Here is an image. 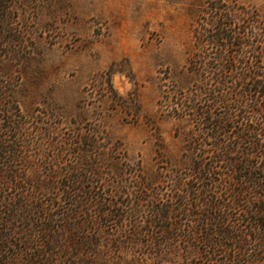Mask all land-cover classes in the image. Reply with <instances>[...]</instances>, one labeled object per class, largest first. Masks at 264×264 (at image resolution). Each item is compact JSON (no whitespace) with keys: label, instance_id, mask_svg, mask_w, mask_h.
<instances>
[{"label":"rangeland","instance_id":"obj_1","mask_svg":"<svg viewBox=\"0 0 264 264\" xmlns=\"http://www.w3.org/2000/svg\"><path fill=\"white\" fill-rule=\"evenodd\" d=\"M5 2L6 17L0 14V137L17 148L15 158L0 156V264H29L27 259L38 250L48 251L46 237L34 232L47 227L57 230L49 236L65 237L60 231L66 225L64 215L83 223L84 235L100 237L99 229L110 223L94 196L106 203L116 200L117 193L124 207L138 213L128 215L121 229H108L109 237L101 235L103 247L95 255L77 257L75 250L60 253L57 248V259L50 264H117L118 256L133 264H194L190 247L182 243L165 248L172 254L164 259L144 245L151 241V231H160L151 226V198L164 201L170 195L169 168L181 165L184 137L196 122L175 103L195 99L201 85L214 87L216 62L210 58H217L216 46L204 43L208 51L198 63L205 70L196 74L188 68L199 49L196 33L208 17L207 7L223 6L231 13L254 9L264 18V0ZM243 27L236 43L243 44L238 60L246 66L252 36L249 25ZM224 90L230 91V99L243 94L237 82ZM228 106L235 103L228 101ZM246 106L249 110L250 101ZM16 123L21 136L14 141L7 126ZM87 146L99 154L94 181L76 163L78 156L66 155L68 148L80 153ZM66 175L87 180L63 188ZM63 191L75 192L79 203L65 201ZM19 205L33 211L18 213ZM16 214L22 218L7 223ZM119 238L125 243L117 248L114 240ZM199 260L206 263L204 257Z\"/></svg>","mask_w":264,"mask_h":264},{"label":"trees","instance_id":"obj_2","mask_svg":"<svg viewBox=\"0 0 264 264\" xmlns=\"http://www.w3.org/2000/svg\"><path fill=\"white\" fill-rule=\"evenodd\" d=\"M4 4L5 0H0V14L5 18L6 15L2 13L7 7ZM220 7H207L208 17H203L200 32L196 33L199 49L188 63L189 71L193 73L198 74L205 70V65L198 63L201 54L205 57L208 51L204 46L206 44L216 46L217 58H210L216 62L213 68V74L216 75L215 84L210 89L206 84L201 85L195 99H189V102L178 99L175 103L184 115H189L190 119L196 122L193 129L184 137L181 165L169 168L167 180L170 195L164 201L156 197L151 198V208L148 210L153 219L151 226L157 227L160 231H151V241L144 245L151 248V255L164 259L172 254L165 248L174 249L182 243L183 246L190 247L188 248L190 253L195 256L194 264H264V166L260 167L261 164L264 165V66H259L264 60V38L262 39L264 18L254 9L248 11L241 9L240 14L237 11L231 13L229 8ZM245 24L249 25L252 36L249 47L251 57L247 65L242 66V61L238 58L243 44L242 42L237 44L236 41L240 39L241 29H246L243 27ZM203 59L205 58L201 57V60ZM236 82L241 83L243 94H238L236 99L227 98L226 94L230 91H225L224 87ZM245 83L247 85L244 88ZM231 88H233L231 92L237 93L236 87ZM228 101H233L235 106L232 108L228 106L226 109ZM245 101H250L249 110H246ZM11 126H7L9 129L7 132L11 134L10 138L13 136L16 141L21 136V126L17 123ZM4 142L0 137L1 159H12L17 146L13 142L6 146ZM87 147L80 153L75 152L74 148H68L66 155L78 156L76 163L82 165L89 174H93L92 178H88L94 181L99 170L96 166L99 154L92 153L91 146ZM59 160L62 161L59 158L56 162ZM258 163L260 165H257ZM49 177L57 179L56 175ZM81 180L87 179L77 175H66L63 188L81 184ZM74 193L69 195L63 191L62 194L65 201L78 204V199L74 200ZM120 193L132 195L128 191ZM121 196L117 193L116 200L104 202L105 204L102 199L100 201L94 196L100 213L106 218L104 220L114 225L109 224L108 228L99 229L102 231L100 234L105 237L110 236L111 232L108 229L116 227L121 229L128 215H136L139 211L136 208L124 207L120 200ZM67 198H73V201ZM140 199H143V196H140ZM79 201L83 202L82 199ZM17 209L18 213L28 210L30 212L31 209L33 211L31 207L28 209L20 205ZM8 212L13 210L8 209ZM64 216L66 225L64 224L60 231L66 233L65 237L49 236V233L56 234L57 230L50 231L47 227L41 228L40 232H34L38 236L46 237L49 249L38 250L35 256L27 259L29 264H50L53 257L57 259L54 254V249L57 248L60 253L65 249L75 250L78 257L83 253L86 256L95 255V250L103 247L101 235L94 238L84 235L81 232L83 223H74L72 222L75 221L74 217ZM21 218V215L16 214L7 223ZM67 219L70 221L67 222ZM156 233L166 235L167 238L156 239L158 237L155 236ZM114 242L117 248L125 243L121 242L120 238ZM129 244H133V241ZM202 257L206 263L200 262L199 259ZM101 264L112 263L107 260ZM117 264L133 262L118 256ZM174 264L191 263L184 261Z\"/></svg>","mask_w":264,"mask_h":264}]
</instances>
